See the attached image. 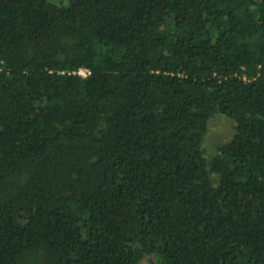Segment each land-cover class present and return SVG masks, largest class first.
I'll return each mask as SVG.
<instances>
[{"label":"trees","instance_id":"1","mask_svg":"<svg viewBox=\"0 0 264 264\" xmlns=\"http://www.w3.org/2000/svg\"><path fill=\"white\" fill-rule=\"evenodd\" d=\"M0 264H264V0H0Z\"/></svg>","mask_w":264,"mask_h":264},{"label":"rangeland","instance_id":"2","mask_svg":"<svg viewBox=\"0 0 264 264\" xmlns=\"http://www.w3.org/2000/svg\"><path fill=\"white\" fill-rule=\"evenodd\" d=\"M236 132L235 121L225 115L215 116L209 126V132L205 140L207 156L212 158L220 145L229 141Z\"/></svg>","mask_w":264,"mask_h":264},{"label":"built area","instance_id":"3","mask_svg":"<svg viewBox=\"0 0 264 264\" xmlns=\"http://www.w3.org/2000/svg\"><path fill=\"white\" fill-rule=\"evenodd\" d=\"M78 73H79L80 75L86 76L87 74H89V71L86 70V69H81Z\"/></svg>","mask_w":264,"mask_h":264}]
</instances>
